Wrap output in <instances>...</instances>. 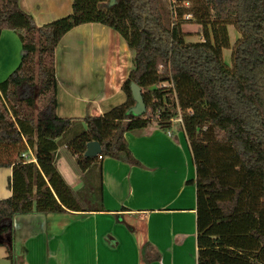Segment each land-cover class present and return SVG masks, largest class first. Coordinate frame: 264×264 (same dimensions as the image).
Returning a JSON list of instances; mask_svg holds the SVG:
<instances>
[{
    "label": "trees",
    "instance_id": "obj_1",
    "mask_svg": "<svg viewBox=\"0 0 264 264\" xmlns=\"http://www.w3.org/2000/svg\"><path fill=\"white\" fill-rule=\"evenodd\" d=\"M170 1L167 9L163 0H74L71 14L38 25L20 0H0V36L14 31L23 46L19 65L0 82V167L13 168V194L0 199V245L17 214L104 210L98 157L136 164L126 133L169 131L181 119L196 166L198 264H264V0ZM191 21L202 25V41L186 40L182 25ZM87 23L118 31L133 65L126 101L87 114L86 128L68 139L79 120L56 113L55 52ZM229 24L241 34L231 65L223 53ZM132 83L142 89L141 114L132 111ZM90 141L101 143L100 155L85 156ZM64 144L86 181L80 191L57 167ZM28 149L36 161L23 159Z\"/></svg>",
    "mask_w": 264,
    "mask_h": 264
},
{
    "label": "crops",
    "instance_id": "obj_2",
    "mask_svg": "<svg viewBox=\"0 0 264 264\" xmlns=\"http://www.w3.org/2000/svg\"><path fill=\"white\" fill-rule=\"evenodd\" d=\"M73 2L20 0V5L45 25L71 14ZM22 54L19 35L3 30L0 82L19 65ZM132 62L125 38L102 23L76 26L62 38L55 52L56 113L79 120L68 139L86 128L87 114L103 115L126 101L123 85ZM171 131L169 135L151 125L127 132L136 164L98 157L104 210L17 214L13 235L6 233L7 243L0 245V264H198L197 189L190 183L196 166L181 122ZM21 156L36 161L31 149ZM70 157L77 159L65 144L60 146L57 167L80 191L86 181ZM12 175V167H0V199L12 196Z\"/></svg>",
    "mask_w": 264,
    "mask_h": 264
},
{
    "label": "rangeland",
    "instance_id": "obj_3",
    "mask_svg": "<svg viewBox=\"0 0 264 264\" xmlns=\"http://www.w3.org/2000/svg\"><path fill=\"white\" fill-rule=\"evenodd\" d=\"M163 2L165 4V6L167 7V9L170 8V2H171L170 0H163ZM227 29H228V37H229V47L225 48L223 50V53L225 54L224 55L225 62L227 64L231 65L234 47H235L236 43L238 42V40L240 39L241 34L237 30L235 25H233V24L227 25ZM182 31L184 32V34H186L185 36H186V40L188 42L202 41L204 39L203 27L200 23H198L196 21L183 23ZM11 73H12V71L10 72V74ZM177 124H180V121H176L175 125H177Z\"/></svg>",
    "mask_w": 264,
    "mask_h": 264
},
{
    "label": "water",
    "instance_id": "obj_4",
    "mask_svg": "<svg viewBox=\"0 0 264 264\" xmlns=\"http://www.w3.org/2000/svg\"><path fill=\"white\" fill-rule=\"evenodd\" d=\"M132 92L135 100L137 101L136 106L132 109L134 114H141L145 111V103L142 96V89L139 85L132 83ZM102 152V145L98 141H90L87 143L85 156L96 157Z\"/></svg>",
    "mask_w": 264,
    "mask_h": 264
},
{
    "label": "built area",
    "instance_id": "obj_5",
    "mask_svg": "<svg viewBox=\"0 0 264 264\" xmlns=\"http://www.w3.org/2000/svg\"><path fill=\"white\" fill-rule=\"evenodd\" d=\"M185 6H190V3H189V2H185ZM186 17H187V18L191 17V14H188ZM178 121L181 122V119L178 120ZM168 134H169V135H172V131L169 130V131H168ZM24 156H25V154H24ZM26 158H27V157H26Z\"/></svg>",
    "mask_w": 264,
    "mask_h": 264
}]
</instances>
